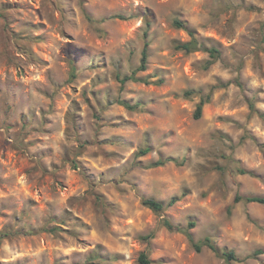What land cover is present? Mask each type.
<instances>
[{
    "label": "rangeland",
    "instance_id": "obj_1",
    "mask_svg": "<svg viewBox=\"0 0 264 264\" xmlns=\"http://www.w3.org/2000/svg\"><path fill=\"white\" fill-rule=\"evenodd\" d=\"M263 146L264 0H0V264H226L163 219L264 264Z\"/></svg>",
    "mask_w": 264,
    "mask_h": 264
},
{
    "label": "trees",
    "instance_id": "obj_2",
    "mask_svg": "<svg viewBox=\"0 0 264 264\" xmlns=\"http://www.w3.org/2000/svg\"><path fill=\"white\" fill-rule=\"evenodd\" d=\"M114 18L120 19V20H128L131 19L132 17H125L122 15H118L115 16ZM91 20V19H90ZM175 27L184 31H187L191 37V40L188 42H175L174 48L176 51L179 52H185L186 54H192V53H196V52H206L210 55L212 61H210L208 63V66L213 65L214 62L219 58L220 52L215 49V48H207L205 47L197 38H196V34L193 30H191L187 24L181 22V21H175L174 23ZM150 22L147 23V30L145 33V45L141 54V61H140V65L139 67L134 70L131 74V76H127L125 78H120L119 82L121 84L122 87H124L128 82H134V83H138V82H144L142 79L137 77V74L139 72H144L147 70L148 68V64H149V59H150V51H149V47H150V43L147 41L148 39V31L150 29ZM76 72V67L73 66V78L76 77L75 75ZM190 94H187V96H189ZM118 104L123 106L124 108H126L128 111H137L139 108L138 104L132 105L130 102L128 101H118ZM203 105L204 103H200L197 111H196V119H200L201 115H202V111H203ZM264 148V146H263ZM151 152V150L149 148L147 149H143L138 153V156L142 157V156H146ZM177 163L178 165L182 166V163H179L178 161L168 158L165 160H159L158 162L152 164L150 166V168H158V167H163L165 166L167 163ZM73 164H75V167L78 168L77 162H73ZM239 173L241 175H251L250 173H248L245 170L239 169ZM184 197V194L183 196ZM182 197H173L171 198L168 203H164L161 201H157L155 199L152 198H143L142 200V204L147 207L148 209H150L151 211H153L154 213L158 214V215H162L167 208L172 207L174 205H176L181 199ZM240 202H244L246 204H260V205H264V198L263 197H257V196H248V197H242L240 195H237L234 199V205L238 204ZM232 209V207L230 208V210ZM196 227V223L194 221H191L188 223V227L187 228H183L179 225H175L171 220L169 219H163L161 224H160V228H165L170 232H177V233H181L183 235L186 236L187 240L189 241V243L192 245V247L194 248V250L198 253L202 252L204 248H208L210 250H212L214 253H216V255L223 259L226 264H232V262H238L239 259L238 257L235 255L234 252L230 251H220V249L214 244V242L210 239V238H205L204 240H200L197 241L194 238L193 233L191 232L194 228ZM57 229H44L43 232H50V233H54L56 232ZM33 231H30L27 234H33ZM156 233L153 232L150 235L146 236L144 238V241H146L147 243H150L154 238H155ZM11 236L10 233H4L0 239L4 240V239H8ZM261 252H258L257 254H259ZM138 264H152V261L150 259V255L147 252H143L140 254L139 258H138Z\"/></svg>",
    "mask_w": 264,
    "mask_h": 264
}]
</instances>
